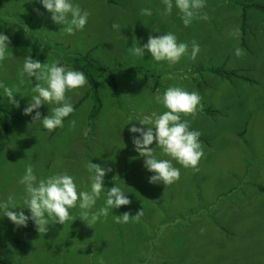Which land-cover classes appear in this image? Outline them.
<instances>
[{"label": "rangeland", "instance_id": "rangeland-1", "mask_svg": "<svg viewBox=\"0 0 264 264\" xmlns=\"http://www.w3.org/2000/svg\"><path fill=\"white\" fill-rule=\"evenodd\" d=\"M76 2L90 12L89 21L67 35L38 0H0V32L10 37L12 53L0 65V81L27 94L17 95L19 108L0 95V201L12 196L21 202L19 180L28 164L38 178L68 172L86 188L92 161L111 168L105 188L117 184L131 200L113 214L134 217L143 209L142 214L116 223L110 213L90 227L75 207L65 225L50 223L45 233L30 220L15 232L18 243L0 229V264H264V0H205L200 17L207 19L198 17L187 27L177 9L163 15L161 0ZM141 8H151L153 15L141 16ZM237 29L240 39L232 35ZM167 32L189 45V56L179 63L130 54L134 43L144 45L150 35ZM194 43L200 52L192 60ZM236 48L245 54L237 57ZM28 55L82 72L69 57H86L113 74L117 95L108 75L94 72L97 86L87 79L86 86L68 92L74 112L62 128L48 131L33 120L35 112L24 114L38 83H20ZM172 86L202 98V108L181 118L202 133L204 156L198 170L172 161L180 179L151 184L153 173L145 169L129 128L140 126L134 120L144 115L165 111L149 101ZM98 97L101 107L93 118ZM39 111L47 116L50 108ZM154 154L170 159L159 148ZM103 203L102 198L96 207Z\"/></svg>", "mask_w": 264, "mask_h": 264}, {"label": "clouds", "instance_id": "clouds-1", "mask_svg": "<svg viewBox=\"0 0 264 264\" xmlns=\"http://www.w3.org/2000/svg\"><path fill=\"white\" fill-rule=\"evenodd\" d=\"M38 2L51 13L52 21L57 25H64L62 31L67 35H74L86 27L90 12L83 9L76 0H38ZM164 5L163 15H171L177 9L185 27L200 17V10L205 7V0H161ZM141 16L151 17V8H141ZM113 29L119 30V24L113 23ZM240 39L242 33L239 29L232 34ZM10 37L0 32V65L11 55ZM128 48L131 55L144 58L150 54L155 62H167L169 65L177 64L185 56H189V45L179 42L177 36L167 32L160 36L150 35L144 45ZM200 52V46H191L190 58L195 60ZM245 54L242 48L235 49V55ZM20 83H28L34 78L38 83L31 88V96L24 107L25 115H32L34 121H40L48 131H54L64 126L65 119L74 112V106L67 97V93L83 88L88 80L84 72L64 66L59 60L51 63L40 62L28 55L23 59V65L18 72ZM21 98L27 97L19 87L8 86L0 81V95L7 97L8 102L20 107ZM201 96L197 91H186L182 87H168L163 94H156L149 102H155L165 111L159 115L152 113L144 115L134 121L129 128L135 150L144 158L145 169L153 173L149 183H163L168 186L180 179V169L172 161H176L184 168L198 170V164L204 156L203 145L200 140L202 133L191 128L187 119L181 114L194 115L198 108H202ZM47 105L50 112L42 116L39 109ZM133 122V121H131ZM129 122L128 124H130ZM75 126V121H71ZM127 124V125H128ZM155 142V147L152 145ZM155 148H159L164 156L162 159L155 155ZM89 185L82 188L74 175L68 172H58L45 178H38L31 164L25 166V172L19 183L24 186V195L21 202L12 196L6 201H0V215L6 216L17 227H27L31 220L41 233L47 232L50 223H65L71 219L70 210L78 207L79 218L90 227L107 218L110 213L116 223H127L130 218H139L142 210L134 217L128 212L114 215L113 209H119L131 203L124 189L117 184L111 189L104 186V178L111 168H105L92 161L87 165ZM105 189H107L105 193ZM103 198V206L97 208V202ZM19 208V211H14ZM28 210L30 215L25 213ZM76 220V219H75Z\"/></svg>", "mask_w": 264, "mask_h": 264}, {"label": "trees", "instance_id": "trees-1", "mask_svg": "<svg viewBox=\"0 0 264 264\" xmlns=\"http://www.w3.org/2000/svg\"><path fill=\"white\" fill-rule=\"evenodd\" d=\"M72 61H74L76 67L78 69H81L84 71L87 79L89 80L90 84L93 87H96V79H95V74L94 72H97V75L100 74H107L108 75V82L112 88L113 94L117 95V82L115 77L113 76V74H108V70L104 67L101 66H95L93 63H91V61H89L86 57H81L79 55H72L69 57ZM133 72H140V73H144L146 71H144L143 69L140 68H136V69H132ZM148 74V73H146ZM97 99V105H95L96 107L93 109V118H95L99 112V107H101V100L100 98H96Z\"/></svg>", "mask_w": 264, "mask_h": 264}, {"label": "crops", "instance_id": "crops-1", "mask_svg": "<svg viewBox=\"0 0 264 264\" xmlns=\"http://www.w3.org/2000/svg\"><path fill=\"white\" fill-rule=\"evenodd\" d=\"M68 171V170H67ZM172 202V201H171ZM0 229H5L8 234H10V239L13 243L19 241L18 238H16L15 232H18V230L20 229L19 227H17L16 225H14L6 216L0 215ZM29 233V232H28ZM16 239V240H15ZM15 241V242H14ZM18 243V242H17ZM16 243V244H17ZM19 245V244H17Z\"/></svg>", "mask_w": 264, "mask_h": 264}]
</instances>
